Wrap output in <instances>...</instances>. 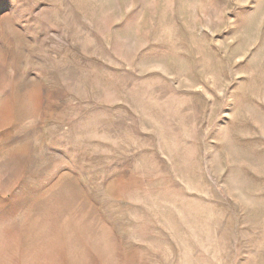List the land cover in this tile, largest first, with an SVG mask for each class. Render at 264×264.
Returning a JSON list of instances; mask_svg holds the SVG:
<instances>
[{
  "label": "rangeland",
  "instance_id": "374dc122",
  "mask_svg": "<svg viewBox=\"0 0 264 264\" xmlns=\"http://www.w3.org/2000/svg\"><path fill=\"white\" fill-rule=\"evenodd\" d=\"M0 264H264V0H0Z\"/></svg>",
  "mask_w": 264,
  "mask_h": 264
}]
</instances>
